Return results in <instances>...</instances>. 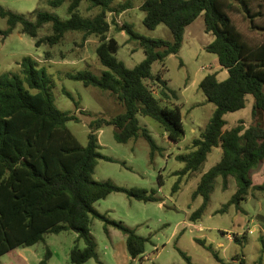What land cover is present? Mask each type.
<instances>
[{
    "label": "trees",
    "instance_id": "trees-1",
    "mask_svg": "<svg viewBox=\"0 0 264 264\" xmlns=\"http://www.w3.org/2000/svg\"><path fill=\"white\" fill-rule=\"evenodd\" d=\"M88 2L91 9L99 12L93 17L81 14L80 6ZM71 0L68 18L51 12H38L31 20L0 6V16L7 20L10 35L18 26L23 34L36 40V46L46 43L51 47L61 43L69 32L83 34L87 41L97 36L100 43L97 56L105 67L100 76L89 70L68 74V78L110 92L124 111L110 119L91 122L88 143L84 145L69 127L79 118L57 108L51 93V78L45 68L26 56L19 63L21 73L0 77V258L20 248L45 242L47 234L72 231L78 236L71 251L74 264H84L98 259L97 244L91 232L94 218L102 220L109 234L115 227L126 237V250L132 259L146 252L150 238L142 237L122 222L110 220L100 214L94 204L114 192L144 202H157L155 192L120 187L111 181L100 182L93 178L99 159L112 161L100 153L98 131L114 126L118 143H128L142 136L150 145L151 160L157 152L162 153L149 129L142 126L140 117H149L160 123L168 138L178 143L185 136L182 110L179 105L165 101L178 99L176 91L168 86L162 74L152 73L153 64L162 63L170 55H177L182 48L187 27L200 15H204L205 31L214 36L204 48L215 54L219 65L227 70L228 78L220 81L216 74L206 75L200 89L215 110L211 120L190 146V151L177 156L185 164L182 176L195 177L202 174L205 162L214 148H221L219 163L202 174L193 198H203L201 206L189 217L197 223L203 217L211 200L216 180L223 179V189L229 180H235L237 189L227 203L218 211L227 212L232 206L242 211L241 204L248 200L252 189L264 191V184L254 187L252 171L264 163V41L248 38L240 24L252 33L264 32L257 23L262 12L253 11L249 0H145L140 10L145 13L143 23L149 29L165 25L172 33V40L152 39L139 34L134 25L125 23L117 31L125 32L130 40H137L145 58L133 69L117 58L121 45L116 37L109 36L111 23L108 14L122 12L132 6V0ZM66 0H49L50 6L61 7ZM52 25V33L39 37L45 25ZM50 56V52H46ZM155 83L161 98L155 94ZM68 96L73 99L72 95ZM248 96H253V122L245 126L243 121L227 128L226 114L246 108ZM74 100V99H73ZM78 105V103L76 102ZM78 107V106H77ZM162 185V175H159ZM182 177L176 182L173 193L180 188ZM237 239V238H236ZM83 240L84 248L78 242ZM202 245H206L203 241ZM212 250V247H207ZM181 255L192 264L183 251ZM51 256L40 264H47ZM217 260L219 257L215 254ZM229 264H246L242 257H234Z\"/></svg>",
    "mask_w": 264,
    "mask_h": 264
},
{
    "label": "rangeland",
    "instance_id": "rangeland-1",
    "mask_svg": "<svg viewBox=\"0 0 264 264\" xmlns=\"http://www.w3.org/2000/svg\"><path fill=\"white\" fill-rule=\"evenodd\" d=\"M125 1L127 0H118L114 5L115 9L119 10V4ZM144 1L132 0L130 8L120 13L114 11L108 14L111 23L109 36L116 37L121 45L117 58L130 69L142 62L145 54L137 40H130L125 32L117 31L123 24L134 25L139 34L152 39L172 40V33L165 25H159L155 29L145 26V13L140 10ZM249 2L253 11L262 12L257 23L264 26V0ZM70 3L71 0H66L61 7L54 8L50 6L49 0H0V6L5 10L31 20H35L36 14L41 11L51 12L66 19ZM80 11L85 17H93L99 9H91L88 2L83 1ZM240 27L248 38L264 41V32L252 33L249 27L242 23ZM8 29L7 20L0 16V77L10 73L20 74L19 63L22 59L26 56L34 58L39 63L37 67L45 68L51 78V93L57 108L79 118V122H70L69 127L84 145L88 143L92 121L110 119L124 111L123 106L110 92L86 87L82 82L68 78V74L84 70L100 76L105 70L96 53L100 43L97 36H91L84 41L82 33L69 32L58 45L51 47L44 43L37 47V39L23 34L20 26L5 36L3 33ZM52 32V25L47 24L40 29L39 37ZM213 39L214 36L205 31L202 14L187 27L180 52L170 55L164 63L155 62L152 67V73L162 74L168 86L179 96L178 99L172 98L165 102L171 106L176 103L182 110L185 136L180 142L170 141L165 128L154 119L140 117L143 124L147 123L157 145L163 149L162 153L157 152L151 160L150 145L142 136L128 143H118L114 137V126H105L97 132L101 145L100 153L112 158V161L99 159L93 178L100 182L111 181L128 189L147 190L149 193L154 191L159 201L144 202L125 193L114 192L95 203L94 208L100 214L106 215L110 220L122 222L134 229L138 235L150 238V242L143 256L132 259L126 250L124 234L115 227H109L107 234L105 223L94 218L91 232L97 244L98 259H90L84 264H187L180 251L190 257L192 264H229L234 262L236 255L244 257L246 264H264V219L256 218L258 214L264 215V210L258 206L261 197L264 202V191L252 189L250 198L241 204L242 211L232 206L227 212L219 213L237 189L235 180L231 179L228 189L224 190L223 179L219 177L201 220L194 223L189 219L203 203L201 196L193 198L200 176H182L180 172L185 164L179 161L177 156L188 153L193 140L201 138L215 110L214 104L208 102L200 89L202 79L208 74H216L220 81L228 78V72L219 65L217 56L204 48ZM47 51L50 52L49 57L46 56ZM150 86H154L155 94L161 98L157 85L150 83ZM253 103V96H248L246 108L226 114V128L229 129L240 121H243L245 126L251 125ZM220 157L221 149L214 148L203 169L209 170L220 161ZM159 175H162V185ZM181 177L180 188L173 193V188ZM251 178L255 188L264 184V163L252 171ZM249 228H254V231ZM244 231L246 237L241 243L229 238L231 235L234 239L236 234ZM77 238V234L72 231L47 234L45 242L20 247L5 254L0 258V264H40L46 258L48 249L51 256L47 264H74L71 261V251L77 243ZM78 245L80 248L85 247L83 240H80ZM208 246H211L212 250H209ZM215 254L220 260H217Z\"/></svg>",
    "mask_w": 264,
    "mask_h": 264
},
{
    "label": "crops",
    "instance_id": "crops-1",
    "mask_svg": "<svg viewBox=\"0 0 264 264\" xmlns=\"http://www.w3.org/2000/svg\"><path fill=\"white\" fill-rule=\"evenodd\" d=\"M219 63V62H218ZM164 78V77H163ZM174 105H177L176 103L174 104ZM141 122V121H140ZM141 124H142V126L144 125L147 129H148V125H147V123L145 122L144 124L141 122ZM227 129V128H226ZM221 149V148H220ZM221 158H222V150H221V157H220V160H221ZM220 162V161H219ZM218 162V163H219ZM217 164V163H216ZM215 164V165H216ZM262 165V164H261ZM213 167V166H212ZM208 171V170H207ZM206 170H204L203 169V171H202V174H204L205 172H207ZM202 174H198L197 175V177L196 178H198L199 176H200V178H201V176H202ZM232 179V178H231ZM231 179L229 180V184H230V181H231ZM199 181H200V179H199ZM199 181H198V183H199ZM253 184H254V182H253ZM251 193V192H250ZM250 196V195H249ZM248 198H250V197H248ZM261 199L262 200H259V202H258V206H260V209L261 210H264V202H263V197H261ZM259 218V219H261V220H263L264 219V215H261V214H258V215H256V218ZM256 220V219H255ZM254 221V219H252L251 220V222H253ZM256 223V222H255ZM249 230H252V231H254V228H249ZM246 237V231H244V232H240L239 234H236L235 236H234V239L232 238V236L231 235H229V238L231 239V240H233V241H236V242H238V243H241L242 242V240L244 239ZM237 238V239H236ZM234 257H240L239 255H236V256H234ZM242 258V257H241ZM244 258V257H243ZM245 259V258H244ZM235 263H237L238 261H234Z\"/></svg>",
    "mask_w": 264,
    "mask_h": 264
}]
</instances>
